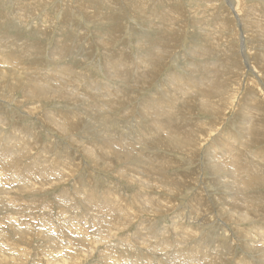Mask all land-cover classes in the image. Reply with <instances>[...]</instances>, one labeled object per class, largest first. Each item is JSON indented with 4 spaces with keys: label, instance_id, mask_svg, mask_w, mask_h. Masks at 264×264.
<instances>
[{
    "label": "rangeland",
    "instance_id": "374dc122",
    "mask_svg": "<svg viewBox=\"0 0 264 264\" xmlns=\"http://www.w3.org/2000/svg\"><path fill=\"white\" fill-rule=\"evenodd\" d=\"M0 42H2L0 48L2 56L11 50V54L23 55L24 58L21 62L18 59H12L10 63L0 64V73H2L0 78H6L4 82L6 84L0 86V91L3 93L0 97V118L6 120V128L3 127L0 121V131L4 128L3 132L5 133L11 131L14 125L17 128L22 126L27 133L25 137L22 134L20 135L26 141L31 138L33 141L30 143H33L32 145L35 148L32 149L33 153L31 151L28 158L23 159L24 162L22 163L29 162L30 157L37 159V155L45 163L53 162L56 159L55 162H59L58 166L61 167L59 171H56L62 176L61 179H65V183L61 182L60 179L59 182L51 184L48 188L46 187L47 189H35L34 191L31 187L25 186L26 192H23L18 188L19 193L10 192L9 194L12 195H8L13 201H17V204L12 202V206L8 207L0 203V220L5 217L4 213L6 211V214H8L10 210H14V213L10 212L11 218L6 219L5 223L0 221V233L3 231L0 236L3 241L8 239L6 242L10 243L19 238L14 235L13 231H8L5 228L11 225L12 220L18 226L23 225V223L28 224L26 222L30 220V223L35 226L34 233L37 231L41 234L44 230H47V233L43 232L44 235L41 234L38 239L36 234L33 233L36 237L31 238V241L22 240L20 242L22 248L34 249L31 253H34L35 258L31 254L30 259L32 261L28 259L24 261L25 263L23 262L24 264H37L38 257L44 259L48 250L64 244L62 241L59 244V239L63 240L60 237L61 235L59 233L55 234L52 231L54 229H49V227H55V223L59 219L58 222L63 221L65 226L68 224L67 227L72 228L77 224L79 226L80 222L85 225L86 220L84 221V217L88 215L97 221L99 226L98 219L102 216L101 212L90 216L89 213L85 214L82 211L77 212L74 210V208L80 207L79 204H76L79 203L78 199H80V194L75 193H78L77 190L84 191L83 201L96 208H99L104 201L98 197L99 193L95 194L92 191L98 190L101 193L106 191L103 193L106 196L105 200L109 197V191H112V194L116 197L124 191L128 193L127 198L130 200L132 194L140 190L139 184H133L127 178H129L128 175L133 173L134 180L137 181V178L142 177V168L139 167L141 170H138L137 164H127L129 161L120 163L119 158H123L122 152L116 156L102 150L100 127L104 126V131H107V134L113 140L118 137V140L116 139L118 142L121 141L120 143H124L126 147L129 146L128 148L134 150L131 152L136 162L138 160L145 163L151 161V159L148 160L147 155L148 157H150L149 155L154 157L156 167L163 164L162 160L167 162L164 165L166 167L164 168V174L162 172L152 174L154 178L148 176V179H146L149 186L148 190L138 192V195L148 210L159 209L157 211H161L160 204H166L168 208L165 206L166 210L158 213L159 216L150 213L139 216L137 221H134L130 228L128 227L129 229L117 234V239L113 242L115 244L114 248L115 250L117 248L124 250L121 253L122 255L127 253L125 248L128 245L140 243V246H142L143 242L138 235L141 231H144L143 235H148L151 242L148 243V246L144 245L142 248L146 252L147 249L151 250L152 254L147 256L148 260H151L150 264H156L155 260L161 258V255H166L164 253L167 252V248L171 249L161 239L155 238L162 235L158 229L165 227L168 228L167 232H169L172 223L176 221V215H181L187 219L184 221L185 227H193V230L198 232L197 237L194 238L196 244L201 240L199 234L204 236V240L209 244L208 248L207 245L202 243L198 249V251L200 247L204 249L202 250L204 256L209 257L205 250L214 248V243H219L223 248L228 249L222 238H214L216 236H211L212 234L206 235L215 230V226L218 225L217 218L219 219L215 212L217 210L219 212L220 208L227 209L228 200L222 197V194H226V190L218 186L215 179L206 171L205 158L211 144L216 143V138L217 141L220 140L217 143L219 145L216 146L220 150L217 153L215 152L216 157L220 158L221 155L227 157L229 153L222 154L221 150L225 148L222 144H227L229 136L231 138V140L229 139L230 142L232 141V144L236 145L238 147L236 149L239 150L237 157L230 154L224 161L220 158L222 163L226 164V168L228 167L224 180L228 181V185L234 188L243 187L244 189H241V192L247 198L249 197L248 200L254 199L256 196H260V199L257 200L254 211L250 215L247 214L241 218L234 216L237 221L239 218L241 219L239 220L240 225H236V222L233 223L226 217H220L223 220L222 224L227 228V242L231 243L234 239L235 241L238 239V229L244 230L248 235H251L253 230L259 231V236L264 234V114H261L264 113V0H0ZM3 45L7 47L5 48ZM153 46L162 49L163 55L159 53L161 59L155 58L156 54L150 58L146 57L148 53L153 52ZM205 47L213 50L212 53L199 56L201 50ZM62 50L64 53H59ZM154 53H157V51H154ZM141 59L143 63L146 61L148 65L145 66L146 62L143 65L139 64ZM158 61H161L160 64ZM123 63L129 64V66L125 65V67ZM205 64L210 65L207 72L202 69ZM4 65L5 67H3ZM21 78L25 82L36 83L41 86L46 85V83L49 85L56 83L59 93L60 90L62 91L57 97L50 95L48 99L37 101L26 99L24 101L23 92L10 87L11 84H20ZM177 78L183 79V83H179L176 80ZM193 78L203 83L199 91L205 90L207 92V90L210 91L213 88V90H216L217 98L220 97V91L222 93L231 91L230 93L234 96L229 104H223L224 100L219 101L217 106L219 105L220 110L214 112V114L204 111L203 103L206 102L202 103L200 98L203 97H200L202 96L200 92H194L192 86V88L185 86ZM230 78H232V81ZM227 93H224V97H229L230 94L226 95ZM151 100L155 101L154 104H160L154 105L158 108L161 107V102H165V106L168 103L173 105L172 102H168L169 100H175L177 103L169 111L161 112V107L159 115H157L158 109L151 111L145 106V102ZM19 102L23 103L20 104ZM25 102H39L40 109L38 108V112H35L37 116L35 113L34 115L30 113L34 106ZM69 111H72L71 114L73 115L77 114L79 122L75 123L73 119L74 124L72 126L74 128L71 126L70 134L60 135L50 125H52L51 123L59 124L60 122H56L55 118L61 119V114L64 117L66 116L65 113L68 114ZM87 121L89 123H86ZM217 122H219V125ZM75 124H78V126ZM85 124H89L88 130L90 132H86ZM190 127H197L195 131L202 132L207 128L208 130H205L210 133L205 143H202L203 146H199L201 152H198V156L195 157L196 160L189 161L185 153L162 147L158 143L165 141V138H169V136L178 138L177 135L189 131ZM214 128H216L215 131ZM211 130L215 134H212ZM243 130L245 131L243 132ZM113 132L117 134L115 135ZM241 134L244 135L242 136L244 138L243 143ZM3 135L6 134L0 132V136ZM16 135L19 136V134ZM35 136L36 138H34ZM219 136L221 138H218ZM232 137H236L235 139H238L240 143L238 140L235 143L233 141L235 139H232ZM222 139L226 141H222ZM136 140L137 142L140 140L148 142L140 144ZM135 142L136 144H133ZM157 145L158 147H156ZM78 146L83 149L93 147L95 158H89L87 154L78 149ZM234 151L237 154V151ZM158 157L160 158L159 162L156 160ZM133 159L132 161H134ZM108 162L111 164H107ZM4 165L7 166L5 163ZM233 165L236 168L238 166L239 171L244 176L239 171V174L233 171ZM16 167L10 169L9 175H7L10 176L13 183L19 185L15 180V174L20 168H18V165ZM48 168L51 173L49 166ZM70 172H72L71 175H69ZM123 172H125L124 175ZM0 174L1 176H7L5 172L3 175L2 169ZM43 174L47 175V171H44ZM27 177L32 178V176ZM165 178L166 180H163ZM245 178L253 183L256 188H250L251 185L248 187L239 185L241 181H246ZM38 181L39 178L36 182ZM234 188L230 190L232 193ZM172 190L174 191L171 192ZM67 191L69 194L66 193ZM230 191L228 190L227 193ZM36 193H39V195ZM66 194H68L67 197ZM76 195L77 198H75ZM194 195L202 200V207H199L196 216L188 215L190 211L188 208L195 201ZM220 202H225L227 205L220 206ZM185 207L186 210H184ZM201 208L204 210L201 211ZM186 212L188 213L186 214ZM48 214H51V217ZM42 216H45V219H42L44 218ZM75 216L78 217L77 221ZM15 217L16 219H14ZM16 220H19L20 224ZM37 220L41 225L47 223L48 226L45 225L48 229L45 226L42 232L39 231L44 226L37 224L39 223ZM37 228L38 230H36ZM95 229H97L96 226ZM175 235L176 233L173 232L172 240ZM45 237L49 238L51 243L44 239ZM163 237L168 241L166 233ZM187 242L185 241L186 245L189 244ZM156 244L159 245L158 248L164 249H162L163 253L154 250L153 246H156ZM232 252L233 258L228 262V256H226L225 262L228 263L224 264H236V259L243 258L247 253V251L239 248H233ZM250 254L249 258L256 260L257 255ZM93 256L84 261V264H100V251L94 253ZM180 256L176 255L175 258ZM45 261L39 262L44 264ZM181 262L179 264H182ZM168 263L175 264L170 255H166V259L162 260V264ZM186 264L197 263L188 262Z\"/></svg>",
    "mask_w": 264,
    "mask_h": 264
},
{
    "label": "bare ground",
    "instance_id": "6f19581e",
    "mask_svg": "<svg viewBox=\"0 0 264 264\" xmlns=\"http://www.w3.org/2000/svg\"><path fill=\"white\" fill-rule=\"evenodd\" d=\"M162 6V5H161ZM245 8V7H244ZM169 11V10H168ZM245 11V10H244ZM242 11V12H244ZM161 19V18H160ZM255 21V20H254ZM152 27V26H151ZM246 28V27H245ZM3 38V37H2ZM212 38V37H211ZM214 39V38H213ZM3 40V39H2ZM211 40V39H210ZM215 40V39H214ZM208 41V40H207ZM209 42V41H208ZM213 43V42H212ZM215 44V43H214ZM5 48L7 47L6 45H3ZM145 46V45H144ZM2 47V42H0V48ZM153 49V52H150L148 53V56H146L147 58H150L152 57L154 54H156V57L155 58H158V59H161L160 58V54L161 53L163 55V52H162V49H160L158 46H153L152 47ZM164 50V49H163ZM154 51H157V53H154ZM213 50H210V48H206L205 49L203 48V50H201L199 56H206L207 54H211ZM54 52V51H53ZM166 52V51H165ZM164 52V53H165ZM193 52V51H192ZM58 53V52H57ZM59 53H64V51H60ZM166 54V53H165ZM195 55V54H194ZM197 55V54H196ZM161 57H164V56H161ZM7 59V60H6ZM14 59V60H19L20 62L22 60H24L23 58V55L22 56H18V55H14V54H11V50L10 52H8L6 55L2 56L0 54V64H6L5 62L7 63H10L12 62L11 60ZM144 59V58H143ZM146 59V58H145ZM13 60V62H14ZM18 61V62H19ZM165 61V60H164ZM19 62V64H20ZM146 61H144L145 63ZM159 62V61H158ZM161 62V61H160ZM159 62V64H160ZM141 63V65H143V60L141 59L139 64ZM207 64V63H206ZM203 66V71L204 72H207L208 69H209V66L210 65H206ZM242 64V63H241ZM13 65V64H12ZM123 65L125 66H129V64H124ZM131 65V64H130ZM136 65V64H135ZM148 65V63L146 62L145 66ZM163 65V64H162ZM194 65V64H193ZM214 65V64H213ZM225 65V64H224ZM125 66V67H126ZM151 66V65H149ZM195 66V65H194ZM226 66V65H225ZM5 67V65L3 66ZM12 67V66H10ZM199 67V66H197ZM213 67V66H212ZM211 67V68H212ZM128 68V67H127ZM138 68V67H137ZM156 68V67H155ZM193 68V67H191ZM187 69V68H185ZM197 69V68H196ZM69 70V69H68ZM123 70V69H122ZM198 70V69H197ZM2 71V70H1ZM189 71H192V70H189ZM195 71V70H194ZM69 72V71H68ZM234 72V71H233ZM54 73V72H53ZM72 73V72H71ZM2 74V73H0ZM232 74V73H230ZM196 75V74H195ZM233 75V74H232ZM237 75V74H236ZM81 77V76H80ZM172 77V76H170ZM235 77V76H234ZM5 77H1L0 78V86L1 85H5L6 83L5 80L6 78L4 79ZM176 78V77H175ZM173 79V77H172ZM170 79V80H172ZM232 78H230L231 80ZM235 79V78H233ZM89 80V79H88ZM179 81V83H183V79H176ZM176 80H173V81H176ZM203 81V80H202ZM232 81V80H231ZM234 81V80H233ZM206 82V81H205ZM209 82V81H208ZM207 82V83H208ZM8 83V82H7ZM35 83V82H34ZM232 83V82H231ZM234 83V82H233ZM56 84V83H55ZM55 84H48L46 83V85H37L36 83L33 84L31 82H25L22 78H21V82L20 84H11L10 87L12 89H19L23 92V95H24V101L26 99H29V100H33V101H37V100H42V99H48L50 95H55L56 97L59 96V94L61 93L62 90H60V93H59V89H58V86L55 85ZM210 84V83H209ZM230 84V83H229ZM180 85V84H179ZM146 86V85H145ZM185 86H188L190 88H194V92H200V94L202 96L200 97H203V98H200L202 103L203 102H206L205 104L203 103L204 107H203V110L204 111H208L209 113H213L220 110L219 109V105L217 106V103L220 101L223 102V104H229L232 97L234 96L232 93H230L231 91H229V93L227 92H224V93H227L226 95L230 94L229 97H224V93H222L220 91V97L217 98L216 97V90H213V88H211L210 91L207 90V92L205 90H202V91H199L200 88L203 86V83L199 82L198 80H196L195 78L191 79L190 81H188V83L185 85ZM192 86V87H191ZM205 86V85H204ZM208 87V86H207ZM189 88V89H190ZM180 90V88H178ZM177 89V90H178ZM188 89V88H187ZM183 90V89H182ZM181 90V91H182ZM190 91V90H188ZM178 92V91H177ZM180 92V91H179ZM201 92H204V93H201ZM214 92V93H213ZM218 92V91H217ZM233 92V91H232ZM162 93V92H161ZM186 93V92H185ZM241 93V92H240ZM244 93V92H243ZM64 94V93H63ZM188 94V93H187ZM3 95V93L0 91V97ZM191 95V94H190ZM241 95V94H240ZM62 96V94H61ZM65 96V95H64ZM193 96V95H192ZM191 96V97H192ZM218 96V95H217ZM63 97V96H62ZM179 97V96H178ZM52 98V97H51ZM59 98V97H58ZM184 98V97H183ZM190 98V96H189ZM206 98V99H205ZM177 99V98H176ZM174 101V102H173ZM177 101V100H176ZM178 101H180V99H178ZM193 101H195L193 99ZM198 101V100H197ZM131 102V101H130ZM153 102H155L154 100H151L150 102H145V106L147 109L151 110V111H155L158 109V114L159 115V109L161 110V112L163 111H169L171 109H173V106L177 103L175 102V100H169L168 102H172L173 105H171V103L167 104V106H165V102H161V107H154V105H160V104H154ZM20 104H22L23 102H19ZM25 103H29L30 105L34 106L32 108V110L30 111V113H32V115H34V113L38 110L39 106H38V103L39 102H25ZM73 103V102H72ZM128 103V102H127ZM159 103V102H158ZM184 103V102H183ZM201 103V102H200ZM201 103V104H202ZM198 104V103H197ZM113 105V104H112ZM115 105V104H114ZM244 106V105H243ZM260 106V105H259ZM112 107V106H111ZM113 107H116V106H113ZM136 108V107H135ZM223 108V107H222ZM255 108V107H254ZM40 109V108H39ZM110 109V108H109ZM112 109V108H111ZM110 109V110H111ZM146 109V110H147ZM166 109V110H165ZM145 110V111H146ZM178 110V109H177ZM263 110V109H262ZM27 111V110H26ZM73 111V110H72ZM72 111H69L68 114L65 113L66 116H62L61 114V119H58V118H55V121L57 122H60L59 124L55 125L53 123H51L52 126L54 129H56V131H58L60 133V135H68L70 134V129L73 127L72 125L74 124L72 121L74 119L75 123L79 120H78V117H77V114H71ZM129 111V109H128ZM223 111V110H222ZM38 112V111H37ZM118 112V111H117ZM132 112V111H131ZM144 112V111H143ZM149 112V111H148ZM221 112V111H220ZM263 112V111H261ZM260 112V113H261ZM125 113V112H124ZM123 113V114H124ZM169 113V112H168ZM171 113V112H170ZM175 113V112H173ZM172 113V115H173ZM259 113V112H258ZM131 114V113H130ZM218 114V113H217ZM216 114V115H217ZM220 114V113H219ZM218 114V115H219ZM261 114H264V113H261ZM36 115V113H35ZM126 115V114H125ZM124 115V116H125ZM149 115V114H148ZM217 115V116H218ZM255 115V114H254ZM37 116V115H36ZM129 116V115H127ZM136 116V115H134ZM156 116V115H155ZM40 117V116H39ZM49 117V116H48ZM170 117V116H169ZM173 117V116H172ZM60 118V116H59ZM95 118V117H94ZM225 118V117H224ZM69 119V120H68ZM68 120V121H67ZM166 120V119H165ZM168 120V119H167ZM0 121H1V124L3 125V127L5 126L6 128V120L3 119V118H0ZM92 121V120H91ZM219 121V120H218ZM46 122H47V119H46ZM50 122V121H49ZM72 122V123H71ZM77 122V123H78ZM96 122V121H95ZM163 123V120L161 121ZM86 123H89L88 121ZM161 123V125H162ZM190 123V122H189ZM205 123V122H204ZM218 125H219V122H217ZM221 123V122H220ZM248 123V122H247ZM246 123V124H247ZM167 124V122H166ZM76 126H78V124H75ZM88 125L89 124H85V129H86V132H90V130H88ZM95 125V124H94ZM133 125V124H132ZM145 125V123H144ZM149 125V124H148ZM216 125V124H215ZM19 126V124H18ZM72 126V127H71ZM92 126V125H91ZM97 126V125H96ZM107 126V125H106ZM165 126V125H164ZM171 126V125H170ZM169 126V127H170ZM203 126V125H201ZM213 126V125H212ZM245 126V125H244ZM251 126V125H250ZM83 127V126H82ZM105 127V126H104ZM104 127H100L101 128V131H100V134H101V139H100V144H101V147L103 146V151H105L106 153L110 152L112 153L113 155H116L118 156L121 152L123 153V158H119V162L120 163H123L124 161H129L127 164H130V163H135L137 164V167H138V170H141L140 168H142V171L143 173L141 174V178H137L138 180H134V175L133 173L128 175L129 178H127V180H129L131 183L133 184H136L140 187V190L138 192H145L148 190V181H146V179H148V176H152V174H157V173H160L162 172V174H164V171L166 168L164 165L167 164V162L163 161L162 159V163L161 166L159 167H156L154 163L155 160H153L154 157H151V155H149L150 157H148L147 155V158L148 160L151 159V161H148L147 163H145L144 161H141V160H138V162H136V160H134V156H133V153L131 151H134V150H131L130 148L126 147V145L124 143H120L121 139L119 140L120 142H118V137L113 140L111 136H109L107 133V131H104ZM162 127V126H161ZM199 127V126H198ZM211 127V126H210ZM214 127V126H213ZM248 127V126H247ZM74 128V127H73ZM205 128V127H204ZM190 129V130H189ZM188 130L189 131H185L183 132V134H180V135H177L178 138H175V137H170L169 135V138H165V141H161V142H158L162 147H165V148H168V149H171V150H177L178 151H181V153H185L187 155V158L189 159V161L191 160H196L195 157L198 156V152L201 150L199 149V146L202 145V143L207 140V137H208V131H206L205 128L202 131H195L197 130V127H190ZM216 128H214V131H215ZM263 130V128H261ZM2 130V129H1ZM4 130V128H3ZM2 132V134H6V135H3V136H0V160H1V167H0V170L2 169V172H3V175H4V172L6 173L5 175H9V172H10V169H14L13 167H16L17 165L19 166L18 168H20L19 171H16V174H15V180H17V182L19 183V185H16V183H13L12 180H10V176H1L0 174V203L2 204H5L7 205L8 207L9 206H12V202L14 204L15 201H13L12 198H9L11 195L9 194L10 192L11 193H19L18 191V188L21 189L23 192H26L25 190V186H29L31 187L32 190L35 191V189H43V188H48L49 186H51V184L55 183V182H59L60 179L62 178V176H60V173L57 172L61 169V167L58 166L59 162H55L57 161L55 159V161H51L50 163H45L42 161L41 157L39 155L38 158H34L32 159V157H30L28 159L29 162H25V163H22L24 162L25 158H28L29 155H31V151L32 149H35L33 147V143L31 144L30 142L33 141L31 140V138H28L26 141L20 134L24 135V137L26 136V133L25 132L26 130L24 128H22V126L18 127L16 125H14V127H12L11 131H7V132ZM134 130V129H133ZM144 130V129H143ZM158 130V129H157ZM164 130V129H163ZM201 130V129H200ZM208 130V129H207ZM238 130V129H237ZM248 130V129H247ZM256 130V129H255ZM259 130V129H258ZM92 131V130H91ZM145 131V130H144ZM194 131V132H192ZM212 131V130H211ZM245 130H243L244 132ZM264 131V130H263ZM75 132V131H74ZM180 132V131H179ZM178 132V133H179ZM213 132V131H212ZM211 132V133H212ZM236 132V131H235ZM249 132V131H248ZM114 133V132H113ZM142 133V131H141ZM163 133V132H162ZM221 133V132H219ZM260 133H263V132H260ZM16 134H19L16 135ZM76 134V133H75ZM115 134V133H114ZM117 134V133H116ZM115 134V135H116ZM171 134V133H170ZM212 134H215L214 132ZM212 134H211V138H212ZM234 134V133H233ZM250 134V133H249ZM74 135V133H73ZM230 135V134H229ZM229 135H224V136H229ZM218 136V135H217ZM244 135L241 134V141L243 143V137ZM29 137V136H27ZM33 137V136H32ZM147 137V136H146ZM158 137V136H157ZM237 137V136H236ZM236 137H232V139H235ZM36 138V136L34 137ZM150 138V137H149ZM163 138V137H162ZM172 138H174L172 140ZM215 138V137H214ZM218 138H221L220 136ZM135 139V138H134ZM143 139V138H142ZM145 139V138H144ZM157 139V138H156ZM217 139V138H216ZM215 139V142L216 143H213L211 144L210 148L208 149V151L206 152V165H205V169L206 171H208V173H210V176L213 177V179H215L216 181V184L220 187H222L224 190H226V194H222L223 198L228 200L227 201V204H228V208L227 209H223V208H220L219 212L218 210L215 212V214L219 217V219L217 218L218 220V225L215 226V230L214 231H210V233H207L206 235H209V234H212L211 236H216L214 238H222V240H224V245H226L228 247V249H225L223 248L222 245H219V243H214V248L210 249V250H205L207 252V254L209 255L208 256H204L202 253V249L200 247V250L198 251L199 249V246L202 245V243H204V245H207V248H208V243H206V241L204 240V236L202 234H199V236L201 237V240H199V242H195L194 238L197 237V231H194L193 230V227L191 228H187L184 226V221H186L187 219L182 217L181 215L175 217L176 221L175 223H172L171 225V230L169 232H167V229L168 228H159L158 230L162 233V235L160 236H157L155 238L157 239H161L162 242H164V244H166L167 246H170V248L172 249H166L167 252H165L164 254L166 255H170L172 256V260L175 261V264H179L180 261H182L181 263L182 264H186L188 262H191V263H194L196 262L197 264H224V263H228L230 262V260L233 258V252H232V249L235 248H239L241 250H245L247 251V253L245 254V256L243 258H237L236 259V264H264V234H262V236H259V231L257 230H253L251 231V235H248L244 230H241V229H238V232H237V240L235 241V239L233 240V242H227V228L225 227V225H223V220L220 219V217H226L227 219H229V221L235 223L236 222V225H240L239 223V220H241L240 218L244 215H250L251 212L254 211V206H256L255 204L257 203V200L259 201V197L256 196L254 199H250L248 200V198L243 195V193L241 192V189H244L243 187L241 188H234L232 187L231 185L229 186L228 185V181L224 180L225 177H226V171H227V168H226V164L225 163H222V160L224 161L230 154H234L235 157H237L238 155V150L236 148V145L232 144V141L230 142L231 138L230 136L228 137V140H227V144L224 145L222 144L223 146H225V148L223 150H221V152H223L222 154H228L227 157H225L226 155H221L223 157L220 156V158L216 157V154L215 152L217 153V151H220L216 146L219 145L217 144L219 141H217ZM226 139V138H225ZM74 140V139H73ZM148 140V138H147ZM151 140V139H150ZM224 139H222L223 141ZM238 139H235L233 140L235 143ZM38 141V140H37ZM158 141V140H157ZM226 141V140H224ZM239 141V140H238ZM137 142V140H136ZM133 143V144H136ZM140 144H146L148 141L146 142H142L141 140L138 141ZM137 142V143H138ZM38 143V142H37ZM224 143V142H223ZM240 143V141H239ZM237 143V144H239ZM95 144V143H94ZM132 145V144H131ZM139 145V144H138ZM203 146V145H202ZM136 147V146H134ZM158 147V145L156 146ZM164 148V149H165ZM218 150H217V149ZM220 148V147H219ZM223 148V147H222ZM37 149V148H36ZM43 149V148H42ZM45 149V148H44ZM78 149H80L81 151H83L85 154H87L89 156V158L91 157V159L95 158L94 154H93V147H87V148H80L78 146ZM135 149V148H134ZM95 150V149H94ZM146 150V149H145ZM236 150L237 151V154L236 152L234 151ZM206 151V150H205ZM53 152H55L53 150ZM158 152V151H157ZM201 152V151H200ZM199 152V153H200ZM33 153V151H32ZM42 153V152H41ZM45 153V152H44ZM49 153V152H48ZM51 153V152H50ZM65 153V152H64ZM95 153V152H94ZM97 153V152H96ZM102 153V152H101ZM242 154V153H241ZM240 154V155H241ZM51 155V154H50ZM49 155V156H50ZM53 155V154H52ZM56 155H58L56 153ZM107 155V154H106ZM105 155V156H106ZM135 155V154H134ZM202 155V154H201ZM44 156V155H43ZM101 156V155H100ZM104 156V155H103ZM134 161H132L131 157ZM219 156V155H218ZM3 157V158H2ZM45 157V156H44ZM102 157V156H101ZM234 157V156H233ZM43 158V157H42ZM54 158V156H53ZM56 158V157H55ZM59 158V157H58ZM114 158V157H113ZM116 158V157H115ZM24 159V160H23ZM62 159V158H61ZM98 159V158H97ZM96 159V160H97ZM105 159V158H104ZM142 159V158H141ZM159 157L156 159L157 162H159ZM232 159V158H230ZM60 160V159H59ZM69 161V159H67ZM82 160V159H81ZM114 160V159H113ZM143 160V159H142ZM100 161V160H99ZM97 161V162H99ZM112 161V160H111ZM232 161V160H231ZM236 161V160H235ZM7 165L5 166L4 163ZM102 162V161H101ZM110 162V161H109ZM107 163V164H111V163ZM22 163V164H20ZM67 163V162H66ZM87 163V161H86ZM231 163V162H230ZM241 163V162H240ZM93 164V163H91ZM97 164V163H96ZM113 164V163H112ZM105 165V164H104ZM143 165V166H142ZM158 165V164H157ZM223 165V166H222ZM228 165V164H227ZM240 165V164H239ZM48 166L50 167V170H51V173L49 171V168ZM69 166V165H68ZM106 166V165H105ZM108 166V165H107ZM169 166V164H168ZM232 166V165H231ZM242 166V165H240ZM64 167V166H63ZM96 167V166H95ZM97 167H98V164H97ZM112 167V166H111ZM133 167V166H132ZM140 167V168H139ZM233 171H236V173H238L239 171V167L237 166V168L235 167V165H233ZM17 168V167H16ZM109 168V167H108ZM128 168V166L126 167V169ZM65 169V168H64ZM62 169V170H64ZM135 169V168H134ZM236 169V170H235ZM260 169V168H259ZM57 170V171H56ZM66 170V169H65ZM64 170V171H65ZM108 170V169H106ZM137 170V168H136ZM44 171H47V175H44L43 172ZM76 171V169H75ZM127 171V170H126ZM62 172V171H61ZM84 172V171H83ZM229 172V171H228ZM240 172V171H239ZM125 172H123V175H124ZM234 173V172H233ZM241 173V172H240ZM72 172L69 173V175H71ZM80 174V173H79ZM118 174V173H117ZM137 174V173H136ZM239 174V173H238ZM242 174V173H241ZM97 175V174H96ZM119 175V174H118ZM121 177H122V174H120ZM127 175V174H126ZM233 175V174H232ZM231 175V177H232ZM236 175V174H235ZM243 175V174H242ZM27 176H32L31 179H29ZM78 176V175H77ZM76 176V177H77ZM138 176V175H137ZM244 176V175H243ZM56 177V179H55ZM119 177V176H118ZM136 177V176H135ZM154 178V176H152ZM165 177V175H164ZM163 177V178H164ZM39 178V181L36 182V180ZM123 178V177H122ZM55 179V180H54ZM168 179V178H167ZM249 179V178H248ZM67 180V178H66ZM82 180V179H81ZM88 180V179H87ZM125 180V179H124ZM163 180H166L163 179ZM171 180V179H170ZM232 180V179H231ZM230 180V181H231ZM242 180V179H241ZM246 181H241L239 185H244L246 187L248 186H252L250 188H256L254 187V184L251 183L249 180H247L245 178ZM64 182L65 179H61V182ZM156 181V180H155ZM212 181V180H211ZM222 181V183H221ZM224 181V182H223ZM69 182V181H68ZM166 182V181H165ZM234 182V181H233ZM258 182V181H257ZM65 183V182H64ZM130 183V185H131ZM107 184V183H106ZM238 184V183H237ZM55 185V184H54ZM81 185V184H80ZM79 185V186H80ZM135 185V186H136ZM151 185V183H150ZM160 185V184H159ZM176 185H178V183H176ZM224 185V186H223ZM234 185V183H233ZM53 186V185H52ZM110 186V185H109ZM112 186V185H111ZM168 186V185H167ZM166 186V187H167ZM179 186V185H178ZM238 186V185H237ZM75 187V186H74ZM84 187V186H82ZM81 187V188H82ZM153 187V186H152ZM160 187V186H158ZM163 187V186H162ZM225 187V188H224ZM46 188V189H47ZM52 189V187H50ZM231 188H234V192L232 193L230 190ZM109 189V188H108ZM115 189H116V186H115ZM119 189V188H118ZM167 189V188H166ZM176 189V188H175ZM83 190V189H82ZM88 190V189H87ZM90 190H93V189H90ZM160 190V189H159ZM230 191L227 193V191ZM77 192H75L76 194H80V199H78V202L79 203H76V204H79L78 206L80 207H77V208H74V210H76L77 212L79 211H82L84 212L85 214L86 213H89L90 216H93L94 213H97V212H101L102 213V216L98 219V223H99V226L97 225V221H95L93 218L89 217L87 215V217H84V221H85V225L84 223L80 222L79 223V226L78 224L77 225H74L72 226V228L70 227H67L68 224H65L62 222H58L60 221V219L55 223L56 226H52V227H49V229H54L52 230L55 234L56 233H59L63 238V240H60L59 238V241L61 244L62 242H64L63 245H61L60 247H54L53 249L51 250H48V253L47 255L45 256L44 259H40L39 258V261H42V260H46L45 263L47 264H84V261L88 260L91 256L94 255V253H97L100 251V258H99V263L102 264H150V259L148 260V255L149 254H152L151 253V250L147 249V252L146 250H144L142 247L144 245H147L148 246V243L151 242V239L148 238V235H143L144 231H141L139 233V239H141V241L143 242L142 246H140L141 244L140 243H137L135 245H128L126 248H125V251L127 253H125L124 255H122L121 253L124 251V250H121V249H116L114 248V241H116L117 239V234L119 232H124L125 230L129 229L131 227V224L134 222V221H137V218L143 214H147V213H150L152 215H157L158 213H162L166 210V207L167 206L165 204V200H164V204H160L161 207H159L161 209V211H157L159 209H155L157 207H155L154 209L155 210H148V208H145L144 204H143V201L141 200L140 196L138 195V192H135L132 194L131 196V199L129 200L127 198L128 196V193L126 192H122L120 195H118L117 197L115 195L112 194V191H109L108 192V198L107 200H105L106 196L103 195L104 192H100L98 190H95V191H92L93 193L97 194L99 193V198L104 201L103 204H100L101 206H99V208H96V207H93L92 205L90 204H87L85 203L83 200H84V191H80V190H77ZM174 190H172L171 192H173ZM45 192V191H44ZM198 192V191H197ZM63 193V192H62ZM66 193L69 194V192L67 191ZM167 193V192H166ZM37 194V193H36ZM42 194V193H41ZM65 194V192H64ZM66 194V197L67 195ZM170 194V193H169ZM10 195V196H8ZM39 195V193L37 194ZM117 195V194H116ZM177 195V194H176ZM71 196V195H70ZM73 196V194H72ZM75 196V195H74ZM225 196V197H224ZM13 197V196H12ZM21 197V196H20ZM166 197V196H165ZM163 197V198H165ZM200 197H201V194H200ZM230 197V198H229ZM62 198V197H61ZM77 198V195L76 197ZM155 198V197H154ZM194 201L193 203L190 204V211H189V214L188 215H198V209L199 207L202 205V200L199 199V197L197 195H194ZM192 198V199H193ZM204 198V197H203ZM69 199V198H67ZM152 199V198H151ZM157 199V197H156ZM153 200V199H152ZM160 200V199H159ZM69 201V200H68ZM76 201V200H75ZM155 201V200H153ZM17 202V201H16ZM15 202V203H16ZM45 202V201H44ZM62 202V200H61ZM64 202V201H63ZM70 202V201H69ZM77 202V201H76ZM162 202V201H160ZM163 203V202H162ZM189 203V202H188ZM17 204V203H16ZM224 205H227L225 202L222 203L220 202V206H223ZM259 204V203H258ZM66 206L68 204H65ZM111 205H114L113 207H110ZM154 205V204H153ZM159 205V206H160ZM169 205V204H168ZM4 206V205H3ZM77 206V205H76ZM156 206H158L156 204ZM170 206V205H169ZM186 206V205H185ZM204 206V205H203ZM264 206V205H263ZM1 207V206H0ZM173 207V206H172ZM181 207V206H180ZM188 207V206H187ZM202 207V206H201ZM205 207V206H204ZM73 208V207H72ZM168 208V206H167ZM171 208V207H170ZM169 208V209H170ZM179 208V207H178ZM207 208V207H206ZM2 209V208H1ZM70 209V208H69ZM175 209V208H174ZM180 209V208H179ZM187 208L185 207L184 210H186ZM218 209V208H217ZM21 210V209H20ZM201 211L202 208L200 209ZM258 210V209H256ZM44 211V210H43ZM42 211V212H43ZM12 212L14 213V210H10L9 213ZM60 212V211H59ZM65 212V211H64ZM63 212V213H64ZM7 213V211H6ZM4 213L5 217L3 219H1V223L2 221H7L6 219H10L11 218V213L9 214H6ZM16 213V211H15ZM52 213V212H51ZM58 213V212H57ZM61 213V212H60ZM62 213V214H63ZM181 213V212H180ZM188 212H186L187 214ZM204 213V212H203ZM20 214V213H19ZM24 214V213H23ZM53 214V213H52ZM73 214V213H72ZM182 214V213H181ZM201 214V213H200ZM14 215V214H13ZM17 216V214H15ZM47 216V214H45ZM49 216L51 214H48ZM60 215V214H58ZM64 215V214H63ZM66 215V214H65ZM64 215V216H65ZM69 215V214H68ZM71 215V213H70ZM19 216V215H18ZM48 216V217H49ZM67 216V215H66ZM159 216V215H157ZM193 216V217H194ZM200 216V215H199ZM240 217L238 219V221L236 220V218L234 217ZM252 216V215H251ZM8 217V218H7ZM10 217V218H9ZM21 217V215H20ZM30 217V216H29ZM44 218L42 219H45V216H42ZM51 217V216H50ZM49 217V218H50ZM56 217V216H55ZM82 217V216H81ZM13 218V216H12ZM19 218V217H18ZM17 218V219H18ZM33 218V217H32ZM53 218V216H52ZM56 218V220H57ZM64 218V217H63ZM71 218V217H70ZM78 218V217H77ZM77 218L75 216V220L77 221ZM198 218V217H197ZM196 218V219H197ZM16 219V217L14 218ZM21 219V218H19ZM25 219V217H24ZM22 219V220H24ZM37 219H40V218H37ZM67 219V218H66ZM72 219V218H71ZM21 220V221H22ZM48 220V219H47ZM50 220V219H49ZM70 220V219H69ZM34 221V220H33ZM38 221V220H37ZM53 221V219H52ZM66 221V220H65ZM78 221H80L78 219ZM195 221V220H194ZM222 221V222H220ZM14 224H13V223ZM11 222V225L10 226H7L5 227L8 231L11 230L13 231L15 234L16 237H19V238H16V241H12L10 243L6 242L8 239H5V241H3L1 239V236H0V264H22L24 261H27L28 259H30L31 257V252L34 250H30L31 248H22L21 247V241L22 240H25V241H31V238L33 237H36L37 236V239L40 238V235L44 233L43 232H46L45 230L43 231V228H45V226L47 225V223L41 225L40 222L37 223L39 224L40 226H44L42 227V230L39 229V231H43L41 234L37 233H34V225L30 223V220H28L26 223L28 224H24L23 225H19L17 223H15L13 220ZM16 222L19 223V220ZM43 222V221H42ZM174 222V221H173ZM192 222V221H191ZM50 223V222H49ZM48 223V224H49ZM68 223V222H67ZM70 223V222H69ZM8 224H10L8 222ZM20 224V223H19ZM36 224V223H35ZM51 224V223H50ZM54 224V222H53ZM71 224V223H70ZM1 225V224H0ZM6 225V224H5ZM27 225V226H26ZM4 226V225H3ZM26 226V227H25ZM38 226V225H36ZM48 226V225H47ZM46 226V229H48ZM51 226V225H50ZM71 226V225H70ZM87 226V227H85ZM95 226L97 227V229H95ZM129 227V228H128ZM224 227V228H223ZM40 228V227H39ZM187 228V229H186ZM91 229L93 230L91 232ZM170 229V228H169ZM221 229V230H220ZM38 230V228L36 229ZM50 230V231H51ZM5 231V230H4ZM10 231V232H11ZM175 232L176 235L174 237V239L172 240V233ZM1 233H3V231H1ZM0 233V234H1ZM36 234V236H34V234ZM47 233V232H46ZM167 234L168 235V241L166 239H164V234ZM7 234V233H6ZM13 234V233H12ZM52 234V232H51ZM5 235V234H4ZM47 236L49 235L46 234ZM45 235V236H46ZM52 236V235H51ZM59 236V235H58ZM123 236V235H122ZM7 237V236H6ZM44 237V236H43ZM119 237H121L119 235ZM9 238V237H8ZM11 238V237H10ZM15 238V237H13ZM52 238V237H51ZM61 238V239H62ZM12 239V238H11ZM44 239H47V241L49 242V238H44ZM57 239V241H58ZM121 239V238H120ZM119 240V238H118ZM62 241V242H61ZM185 241H188L189 244L186 245L185 244ZM5 242V243H4ZM187 242V243H188ZM51 243V241H50ZM57 243V244H58ZM173 243V244H171ZM29 244V243H28ZM49 244V243H48ZM57 244H55L57 246ZM154 244V243H153ZM33 245V244H32ZM51 245V244H50ZM172 245V246H171ZM233 246V247H232ZM20 247V248H19ZM31 247V245H30ZM33 247V246H32ZM159 245L156 244V246H153L154 250H157L159 252H162V249L163 248H158ZM26 248V249H25ZM45 249V248H44ZM164 250V249H163ZM40 251V250H39ZM38 251V252H39ZM45 251V250H44ZM43 251V252H44ZM234 251V250H233ZM47 252V251H46ZM155 252V251H154ZM169 252V253H168ZM42 253V252H41ZM146 253V254H145ZM163 253V252H162ZM250 253H253L255 255H257V258L256 260L254 259H250ZM46 254V253H44ZM43 254V256H44ZM34 253L32 254V257ZM166 255H161V258H158L157 260H155L156 264H162V260H164V258L166 259ZM176 255H181L180 257L178 258H175ZM38 256V255H37ZM42 256V255H41ZM157 256V255H156ZM226 256H228V262H225V260L227 259ZM94 257V256H93ZM147 257V258H146ZM169 257V256H168ZM167 257V258H168ZM35 258V257H34ZM42 258V257H41ZM127 258H129L130 260H128ZM151 258V257H150ZM224 258V259H223ZM254 258V257H253ZM37 259V258H36ZM154 259V258H153ZM31 260V259H30ZM93 260V259H92ZM95 260V259H94ZM170 260V259H169ZM235 260V259H234ZM32 261V260H31ZM37 262V264H40V262ZM166 261V260H165ZM25 263V262H24ZM23 263V264H24ZM28 263V262H26ZM43 263V262H42ZM44 263V264H45ZM88 263V262H87ZM98 263V262H97ZM170 264V263H168ZM172 264V263H171Z\"/></svg>",
    "mask_w": 264,
    "mask_h": 264
}]
</instances>
